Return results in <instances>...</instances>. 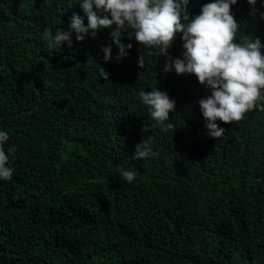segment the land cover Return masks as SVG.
<instances>
[{"label":"trees","instance_id":"trees-1","mask_svg":"<svg viewBox=\"0 0 264 264\" xmlns=\"http://www.w3.org/2000/svg\"><path fill=\"white\" fill-rule=\"evenodd\" d=\"M211 2L189 0L190 17ZM231 11L264 45V0ZM73 15L87 26L80 0H0V131L5 151L16 148L0 180V264H264V111L218 121L224 137L210 138L199 101L211 90L164 71L182 58L180 34L159 56L129 30L132 48L116 60L115 26L78 42ZM58 28L72 36L56 51L43 33ZM155 88L175 101L172 130L152 127L140 101ZM148 135L158 156L132 159Z\"/></svg>","mask_w":264,"mask_h":264},{"label":"clouds","instance_id":"clouds-1","mask_svg":"<svg viewBox=\"0 0 264 264\" xmlns=\"http://www.w3.org/2000/svg\"><path fill=\"white\" fill-rule=\"evenodd\" d=\"M82 10L87 17L85 27L83 19L73 15L70 28L75 31L76 40L83 41L91 32L93 38L98 30H115L110 33L112 42L118 49L116 60L124 58L132 44L122 43L125 32L134 34L136 42L159 56L167 55L177 34L183 41L182 58H174L165 64L164 71L179 75H194L200 85L211 90V94L199 101V107L206 124L207 134L212 139L224 137L225 129L218 121L231 125L239 122L254 109L264 111V45L259 38L253 39L240 32V25L232 14L231 8L237 0H213L202 6L200 14L190 17L187 9L189 0H80ZM255 8L257 0H247ZM71 31L58 28L55 32L45 30L43 37L50 49L59 51L67 42L71 45ZM239 37V39H238ZM131 39V35L129 36ZM103 59H112V47H103ZM145 56L138 58V67H144ZM96 63L89 57L87 66ZM100 76L108 80L109 74L100 68ZM140 101L147 106L152 127L162 131L174 129L169 122V113L175 111V101L166 92L157 88L138 92ZM151 127L146 125L142 133H148ZM9 136L0 131V180H11L14 168L9 166V157L15 153V146L4 149ZM153 151L151 136H142L135 146L134 160H145L158 156ZM120 175L131 184L136 172L120 168Z\"/></svg>","mask_w":264,"mask_h":264}]
</instances>
